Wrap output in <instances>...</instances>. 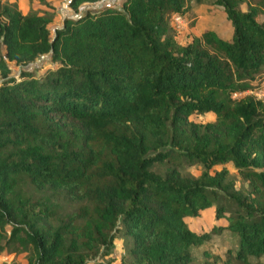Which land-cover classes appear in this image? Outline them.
<instances>
[{
    "label": "trees",
    "instance_id": "16d2710c",
    "mask_svg": "<svg viewBox=\"0 0 264 264\" xmlns=\"http://www.w3.org/2000/svg\"><path fill=\"white\" fill-rule=\"evenodd\" d=\"M40 1L47 9L26 14L0 2V253L114 264L102 259L122 236L119 264H195L194 248L227 234L222 264H264V97L234 96L264 80V0H212L231 38L207 29L185 45L171 16L202 0L83 12L108 0H69L76 16L52 35L56 11ZM43 55L54 67L37 74ZM206 113L214 120L191 118ZM193 165L199 175L184 173ZM208 208L225 223L192 229L185 218Z\"/></svg>",
    "mask_w": 264,
    "mask_h": 264
},
{
    "label": "rangeland",
    "instance_id": "374dc122",
    "mask_svg": "<svg viewBox=\"0 0 264 264\" xmlns=\"http://www.w3.org/2000/svg\"><path fill=\"white\" fill-rule=\"evenodd\" d=\"M15 2L18 6V8L23 11L28 13L30 10H37L38 8H43L44 5L40 0H0V2ZM69 0H52L54 3L53 9L56 11V16L54 17L53 22L49 25V28L51 29V35L53 34V31L55 28L60 27L62 25L64 17H75L74 10H72L69 5H68ZM121 0H108L105 2H102L100 4H92V5H85L80 8V12L85 11L87 8L94 9L96 7H100L103 5L107 4H112V5H119ZM193 4L197 3L196 0H192ZM202 2L206 5H212V0H202ZM217 11L215 10V15H211L212 22H214L213 27L218 28L222 27L224 29V26L222 24L223 19H219L218 15L216 14H221L220 11L222 8L215 7ZM243 9H246V5H242ZM52 9V10H53ZM38 11H41L38 9ZM191 16L187 15L186 17L183 18V22H181L178 26L175 25V31L176 35L178 34L179 37L178 39L184 40L187 36L191 35L192 32L190 31V28L194 25L195 20H191ZM259 21L264 20V16L260 15L258 18ZM219 21L221 22L219 24ZM172 22V19H171ZM172 24V23H171ZM174 28V27H173ZM221 33V31H219ZM2 50H4L3 47H1ZM11 69L13 71V75L17 74L19 71V67L11 64ZM54 65L51 63L49 60V57L47 55H43L40 58H38L33 64L30 65L31 68L37 69V74H42L46 69L52 68ZM264 85V82L262 83ZM261 85V91H256L258 92V95H260L262 98L264 97V88ZM245 93L249 92H244L241 94H236V96L243 95ZM195 121L199 122H208V121H213L214 120V115L212 113H206L202 115H193L191 117ZM223 166L218 165L213 168L212 171L214 170H220ZM230 172V176L232 179L236 181L237 186H240L242 184V181L240 180L239 175L237 174V171L233 168V166L229 163L226 165ZM163 169V167H162ZM184 173H189L192 175H199L201 171V167L199 165H193V166H188L183 168ZM26 190L35 196L39 195L38 192H36L32 187L26 188ZM57 202L61 205L63 210L65 211H70L74 208L73 204H69L65 201H63L61 198L57 199ZM212 217V211H206L204 213H201L200 218H195V219H188V223L191 225L192 228H198V225L203 226V224L207 222V220ZM213 236L212 239L207 242L206 244L193 249V258L194 261L196 262L195 264H200L204 262H208L210 260L206 259L203 254L202 250H209L213 251L215 254L219 256V259L216 262H213V264H222V260L227 258V255L225 253L226 249L231 247L232 250H234L235 246V240L233 237L228 236L227 234L225 235H217ZM232 236V235H231ZM125 239L122 236H119L115 240V246L113 253L108 256L103 258L102 260L107 261V260H112L114 264H119L121 257L125 253ZM5 262L6 264H27L26 261V253H16V254H8L4 255L3 253H0V264ZM89 264H95L94 261H90Z\"/></svg>",
    "mask_w": 264,
    "mask_h": 264
},
{
    "label": "crops",
    "instance_id": "0c3cea01",
    "mask_svg": "<svg viewBox=\"0 0 264 264\" xmlns=\"http://www.w3.org/2000/svg\"><path fill=\"white\" fill-rule=\"evenodd\" d=\"M46 2H49L52 6H54V3L52 2V0H45ZM44 5V4H43ZM215 7H219L217 5H206L204 3H199V4H195L192 11L189 13V16H191V20H195L194 25L190 28V31L192 32L191 35L187 36L184 40H179L178 37L179 35H176V39L178 40V42L180 44H187L190 40L192 36H199L203 31L207 30V29H212L214 31H216L221 37H224L226 39H230L231 35H232V27L230 22L225 18V14L223 12V10L220 11L221 14H216L218 15L219 19H223L222 24L224 26V29L221 27L218 28H214L213 24L214 22H212V18L211 15H215V10L217 11V9ZM39 10H45L47 9V7L44 5L43 8H38ZM37 9V10H38ZM20 10V9H19ZM21 11V10H20ZM23 14H26V12L21 11ZM221 22L219 21V24ZM58 28V27H57ZM221 31V33L219 32ZM212 211V217H210L206 224L204 223L203 226L198 225V228H192L191 225L189 224V226L194 229V230H209L214 224H224L225 220L224 219H216L214 216V210L212 208H208L204 211H202L201 213H204L206 211ZM196 218H200L196 217ZM186 221H188V219H195V218H190V217H186L185 218Z\"/></svg>",
    "mask_w": 264,
    "mask_h": 264
},
{
    "label": "built area",
    "instance_id": "2783aa9c",
    "mask_svg": "<svg viewBox=\"0 0 264 264\" xmlns=\"http://www.w3.org/2000/svg\"><path fill=\"white\" fill-rule=\"evenodd\" d=\"M183 16L179 15V14H172L171 19H172V26L175 29V25H179L181 22H183ZM264 82V80L261 82V85H263L262 83ZM264 88V85L262 86ZM262 88H260L259 90H252V91H248L249 93H253L254 95L261 97L260 95H258V92L256 91H261ZM234 96H236V94H234Z\"/></svg>",
    "mask_w": 264,
    "mask_h": 264
}]
</instances>
